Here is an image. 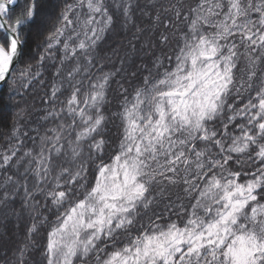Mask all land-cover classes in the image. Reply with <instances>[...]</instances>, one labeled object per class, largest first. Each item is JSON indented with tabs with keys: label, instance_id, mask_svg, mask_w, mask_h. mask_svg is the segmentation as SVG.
I'll list each match as a JSON object with an SVG mask.
<instances>
[{
	"label": "snow or ice",
	"instance_id": "1",
	"mask_svg": "<svg viewBox=\"0 0 264 264\" xmlns=\"http://www.w3.org/2000/svg\"><path fill=\"white\" fill-rule=\"evenodd\" d=\"M0 264H264V0H0Z\"/></svg>",
	"mask_w": 264,
	"mask_h": 264
}]
</instances>
